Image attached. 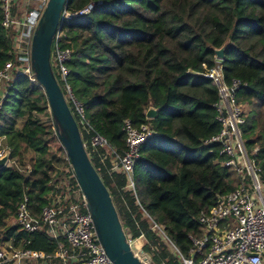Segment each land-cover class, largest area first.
I'll use <instances>...</instances> for the list:
<instances>
[{"label": "trees", "instance_id": "1", "mask_svg": "<svg viewBox=\"0 0 264 264\" xmlns=\"http://www.w3.org/2000/svg\"><path fill=\"white\" fill-rule=\"evenodd\" d=\"M97 1L69 0V9ZM102 1L91 13L64 23L73 48L69 81L90 123L121 152L126 149L125 119L136 126L150 123L153 134L142 145L135 166L136 193L126 188L124 173L108 171L110 154L102 162L99 154L104 151L94 156L89 151L91 160L113 197L126 234L133 239L146 236L144 249L155 264H179L151 229L144 209L188 254L193 246L190 234L203 233L200 212L238 187L236 172L223 165L222 144L207 142L222 129L219 87L206 75L218 65L227 85L235 78L243 82L235 94L237 104L249 110L241 130L264 181V0ZM2 18L0 0V68L16 59L13 31L2 25ZM226 43L220 60L215 49ZM151 105L158 109L155 118L146 116ZM48 110L47 124L39 115ZM82 134L84 141L90 140V134ZM1 137L7 138L11 157L23 168L0 169L2 241H30L24 245L47 253L68 246L64 239L22 231L11 223L25 194L37 215L51 202L58 191L53 183L56 156L74 172L70 159H65L67 150L47 93L26 73L17 76L0 111ZM54 139L61 143L59 157L52 150Z\"/></svg>", "mask_w": 264, "mask_h": 264}, {"label": "built area", "instance_id": "2", "mask_svg": "<svg viewBox=\"0 0 264 264\" xmlns=\"http://www.w3.org/2000/svg\"><path fill=\"white\" fill-rule=\"evenodd\" d=\"M1 2L2 25L13 31L12 54L16 59L11 58L0 68V111L19 74L26 73L33 81L37 80L32 64V42L50 0ZM102 2H91L78 10L69 9L68 4L63 9L52 43L51 63L68 103L77 116L81 133L84 130L91 136L90 140L84 141L88 153L90 151L94 156L95 152L104 151L99 154L102 162L110 154L111 166L108 171L124 173L127 178L126 188L136 193L135 166L141 156L142 145L153 134L151 124L136 126L131 119H125L122 131L125 134L126 149L121 152L90 123L85 106L74 94L69 81V62L73 57V48L69 45L64 23L76 16L91 13ZM221 72L222 65H218L210 74H206L213 77L219 87L221 101L217 103V108L220 112L218 119L222 123L220 133L207 142L217 141L222 144V153L226 155L223 165L236 172L238 187L222 195L221 200L218 198L209 210L200 212L198 222L203 233L201 236L190 234L193 246L188 254L181 250L165 227L145 209L144 215L150 219L151 229L167 244L179 264H264V181L259 178V169L251 160L243 139L241 125L245 123V107L237 104L235 99L243 82L235 78L227 85ZM7 149L3 148L0 155ZM9 164L23 169L17 158L10 157ZM26 167L31 169L30 164ZM69 170L66 173L71 176L73 183L71 179L66 180L64 185L60 184L59 178L56 182L53 180L58 191L52 196L51 202L42 208L41 214L37 215L31 210L30 198L25 194L19 202L15 217V224L20 230L29 233L45 232L51 238L64 239L68 246L47 253L24 245L30 241L19 240L15 243L11 238L0 244V264H116L101 243L86 197L79 183L73 180L75 173ZM127 236L134 246L139 237L133 239L131 234ZM143 236L146 238L144 234L140 237Z\"/></svg>", "mask_w": 264, "mask_h": 264}, {"label": "water", "instance_id": "3", "mask_svg": "<svg viewBox=\"0 0 264 264\" xmlns=\"http://www.w3.org/2000/svg\"><path fill=\"white\" fill-rule=\"evenodd\" d=\"M68 4L69 0H50L33 37V68L37 74V80L47 93L58 129L60 126L65 133V135L60 133V138L67 150L89 209L93 214L101 243L116 264H147L136 253L133 244L128 239L113 197L91 160L77 119L52 67L53 39L59 25L61 13ZM227 46L228 43L215 49L218 59H224ZM157 115L158 109L151 105L146 112V116L155 118ZM10 157V149L0 155V169L8 166ZM218 198L222 199L221 196H218Z\"/></svg>", "mask_w": 264, "mask_h": 264}, {"label": "rangeland", "instance_id": "4", "mask_svg": "<svg viewBox=\"0 0 264 264\" xmlns=\"http://www.w3.org/2000/svg\"><path fill=\"white\" fill-rule=\"evenodd\" d=\"M245 110L249 111L248 110V105L245 106ZM39 117L42 118L43 122L48 124L49 122H51L50 121L51 120V112H50V110H48L44 114H40ZM59 131H60V133L62 135H65L63 129L60 126H59ZM60 145H61V143H60V141L58 139H54V141L52 142V150L57 155L60 154L58 152V150H57L60 147ZM6 147H8L7 138L6 137H1L0 138V151L3 148H6ZM58 157H59V155H58ZM56 159H57V161L55 162L56 168H55V173L53 175L54 176V181L56 182V179L59 178L62 181V183L60 181V184L64 185V182L66 180H68V179H71V176L67 175V173H66L68 171V167H67L64 159L62 158V156H61V158L60 157L57 158V156H56ZM71 182L73 183L72 179H71ZM67 183H69V182L67 181ZM11 223L15 224V218L11 219ZM138 241L141 243V248L135 246L137 244V241H136V242H134L135 243L134 244V250H136L137 248L139 250L141 249L143 255H139V256L142 259H144V261L147 262V264H155L153 262V260H152L151 255L148 252H146L145 249H144L145 244L147 242L146 238L144 236L142 238L139 237ZM0 244H3V242H2V232H0ZM165 245H166V250L168 251V253L172 255V252L170 251V249L167 246V244H165Z\"/></svg>", "mask_w": 264, "mask_h": 264}, {"label": "bare ground", "instance_id": "5", "mask_svg": "<svg viewBox=\"0 0 264 264\" xmlns=\"http://www.w3.org/2000/svg\"><path fill=\"white\" fill-rule=\"evenodd\" d=\"M140 238H142V237H140ZM135 246L141 248V243L137 240V244H136ZM135 251H136L137 254H139V255H143L141 249L139 250V249L137 248Z\"/></svg>", "mask_w": 264, "mask_h": 264}]
</instances>
